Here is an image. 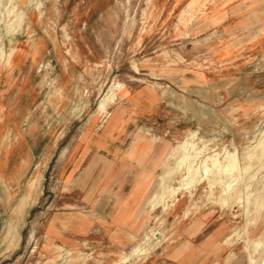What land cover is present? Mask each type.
<instances>
[{"label": "rangeland", "instance_id": "374dc122", "mask_svg": "<svg viewBox=\"0 0 264 264\" xmlns=\"http://www.w3.org/2000/svg\"><path fill=\"white\" fill-rule=\"evenodd\" d=\"M30 1L0 0V264H264V0Z\"/></svg>", "mask_w": 264, "mask_h": 264}, {"label": "bare ground", "instance_id": "6f19581e", "mask_svg": "<svg viewBox=\"0 0 264 264\" xmlns=\"http://www.w3.org/2000/svg\"><path fill=\"white\" fill-rule=\"evenodd\" d=\"M31 1H33V0H31ZM30 1V2H31ZM6 3L7 4H9L10 3V0H6ZM16 11H17V9H16ZM3 17H4V19L2 20V22H3V25H4V31L6 32V33H8V34H12L13 32H15L16 30H19L20 29V27H21V22H22V12H20V11H17L16 12V14H14L12 17H11V19H7V20H5V15H3ZM5 20V21H4ZM1 21V20H0ZM4 32V33H5ZM42 40V39H41ZM7 41H9V40H7ZM30 43V42H29ZM25 45V44H24ZM13 52H14V49H12L9 53H8V55H7V58H6V62L7 63H9L10 62V60H11V55L13 54ZM40 52V51H39ZM0 57H2V54H0ZM42 60V59H41ZM50 60V59H49ZM46 62V61H45ZM41 64V63H40ZM41 66V65H40ZM44 67V66H43ZM46 68V67H45ZM43 70V69H42ZM50 74V73H49ZM34 75V74H33ZM59 78V77H58ZM57 78V79H58ZM56 79V80H57ZM27 81V80H26ZM31 81V80H30ZM32 82V81H31ZM32 84V83H31ZM54 85V84H53ZM54 87V86H53ZM52 88V87H51ZM50 88V89H51ZM55 88V87H54ZM49 92V91H48ZM50 93V92H49ZM48 93V94H49ZM20 96H21V94H20ZM19 96V97H20ZM19 99V98H18ZM21 104V103H20ZM20 106V105H19ZM45 106V105H44ZM14 107V106H13ZM103 106L101 105L100 106V108H102ZM103 109V108H102ZM16 110V109H15ZM17 110H18V108H17ZM16 114V113H15ZM32 116V115H31ZM43 129V128H42ZM27 133V132H26ZM185 136V135H184ZM183 136V137H184ZM131 140V139H130ZM134 140V139H133ZM139 140V139H138ZM263 140H264V138H263ZM132 141V140H131ZM178 142H180L179 140H178ZM176 143V144H174L170 149H169V151L167 152V154L165 155V157L161 160V162L159 163V165L157 166V171L156 172H158V174L160 175V176H162V173H163V170H164V166L166 165V163H167V161H168V159L170 158V157H172L173 155H174V153H175V151H176V147H178L179 145H180V143ZM130 144V143H129ZM131 146V145H130ZM129 146V147H130ZM140 146H141V144H140ZM153 146V145H152ZM155 147V146H154ZM258 147H259V145H258ZM148 148V147H147ZM143 149V148H142ZM141 149V150H142ZM144 149H146V148H144ZM254 150H253V152L255 151V149H257V148H253ZM261 149V148H260ZM150 150V149H149ZM129 151V150H128ZM131 151H132V149H131ZM146 151V150H145ZM153 151V150H152ZM252 151V150H251ZM260 151V150H259ZM126 152V151H125ZM262 152H263V149H262ZM143 153V152H142ZM141 153V154H142ZM145 153V152H144ZM252 153V152H251ZM258 154H257V156L259 155V153H261V152H257ZM124 154H126V153H124ZM148 154V153H147ZM253 154H256V152H254ZM127 156H129V155H127ZM255 156V155H254ZM128 158V157H127ZM258 158L260 159V156H258ZM140 159V158H139ZM250 159H251V157H250ZM255 160V159H254ZM131 161V160H130ZM248 164V163H247ZM258 165V164H257ZM220 179V177L219 178H216V181L217 180H219ZM215 180L213 181V184L216 182ZM250 184V183H249ZM262 184V183H261ZM160 185V184H159ZM212 185V184H211ZM248 185V184H247ZM213 186H211V188H212ZM160 190V189H159ZM159 194H160V191H158V189L156 188V189H154L152 192H151V194H150V197H149V199H148V201H147V204L149 203V204H156V203H158V201H156V199L159 197ZM241 194V193H240ZM253 194V193H252ZM254 194H255V192H254ZM251 196V195H250ZM254 196V195H253ZM94 197V196H93ZM235 197V196H234ZM98 198H99V195H98ZM99 201V200H98ZM230 241V240H229ZM262 244V242H260V241H253V246L256 248V247H258V246H260ZM252 258L250 257L249 258V263H250V261H252L251 260ZM118 264V263H117Z\"/></svg>", "mask_w": 264, "mask_h": 264}, {"label": "crops", "instance_id": "0c3cea01", "mask_svg": "<svg viewBox=\"0 0 264 264\" xmlns=\"http://www.w3.org/2000/svg\"><path fill=\"white\" fill-rule=\"evenodd\" d=\"M100 137L101 136L96 137V139H101ZM136 141H137V139L133 141L132 145L130 146L129 151L126 153V160L128 159V161H129L128 163L135 166V167H133L132 170H133V172H136V176L134 177V179L136 181V185H138L139 187H145L148 183V177H149L151 169L149 167H144V165L142 164L143 162L141 160V155L139 154V150H138V146L136 144ZM131 149H132V151H131ZM127 155H129V156H127Z\"/></svg>", "mask_w": 264, "mask_h": 264}]
</instances>
